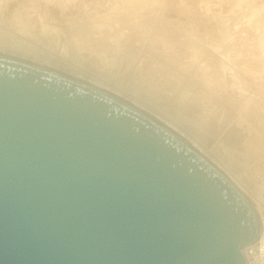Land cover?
<instances>
[{
  "label": "water",
  "instance_id": "95a60500",
  "mask_svg": "<svg viewBox=\"0 0 264 264\" xmlns=\"http://www.w3.org/2000/svg\"><path fill=\"white\" fill-rule=\"evenodd\" d=\"M252 201L125 99L0 53V264H248Z\"/></svg>",
  "mask_w": 264,
  "mask_h": 264
},
{
  "label": "bare ground",
  "instance_id": "6f19581e",
  "mask_svg": "<svg viewBox=\"0 0 264 264\" xmlns=\"http://www.w3.org/2000/svg\"><path fill=\"white\" fill-rule=\"evenodd\" d=\"M0 22L14 33L0 29V41L8 46L62 44L69 60L103 75L119 65L113 77L121 82L134 75L132 83L122 82L170 118L184 120L195 132L202 129L201 121L220 125L219 144L235 161L264 159V0H0ZM86 82L150 114L220 168L163 116ZM222 171L257 208L264 234V199L259 195L264 182L259 190L251 185L253 197Z\"/></svg>",
  "mask_w": 264,
  "mask_h": 264
},
{
  "label": "rangeland",
  "instance_id": "374dc122",
  "mask_svg": "<svg viewBox=\"0 0 264 264\" xmlns=\"http://www.w3.org/2000/svg\"><path fill=\"white\" fill-rule=\"evenodd\" d=\"M1 28H3L5 33L14 34L11 32L9 25L4 22H0V29ZM1 42L2 41H0V52L1 53L3 52L4 54L12 55L16 58L34 62L39 65L43 64L42 66H47L59 72L65 73L67 75L76 77L78 79L80 78L81 80H85V81L87 80L89 82L91 81L94 84L101 85L104 88H108V90H111L113 92H116L117 94H121L122 96L133 100L139 106L141 105L144 108L146 107L145 109L148 108L154 114L156 113L159 116H163V118H165L168 122L172 123L176 129H178L180 132L186 135L187 138L195 142L206 154H208L210 158H212L215 161V163L218 164V166H220V168H222L226 173H228L236 182L242 185V187L253 197H254V194H253L254 192L252 191L254 188H251V185L252 187L255 186V188L259 190L261 184H263L264 181L262 180H264V159H262L258 163H251V164H244L242 163V161H239V160L235 161L234 158L232 159V157L229 154L223 151L222 146H220L219 144L222 138L221 135L223 131L222 130L223 128L220 125H215V124L213 125V123L211 122L201 121L199 120V118L195 117L196 118L195 119L193 117V120L201 121L202 124L199 121L197 122L200 123V126H203L205 128L204 129L202 127V129H204L202 130L200 127L199 130L197 129L198 132L197 131L195 132V130L192 131V129L187 125L188 123H185L184 120H182L181 122L177 119H172L174 117L170 118L171 116L168 115V113L166 114V112L164 111V113L168 115L166 116L163 113V111H160V108H158L159 106L157 107L156 103L155 104L150 103L148 100L141 97V95H139L138 93L131 91L129 86H128L129 89L127 88L126 82L132 83V81L130 80H133V78H135L134 75L129 74L130 76L128 75L123 76L122 81H126V82L121 81L122 83L120 81L118 82L113 77L112 73L114 74L115 71H118L120 69L119 65L112 66L111 68L108 69L109 71L110 69L112 70L108 74L103 75V74H100L98 70L94 69L93 66H91L92 67L91 68L90 65L88 64H85V63L80 64V62L78 61L74 62L73 59H70V60H73V62L71 61L73 64L70 62H67L69 58H72V57L68 55V52H66L68 50L66 49H64L66 51L63 54H65V56H68V57L63 56L61 52L62 50L61 47H64V46H61L62 44L61 45L59 44V46L61 47L59 46L57 47V46H50L49 44H47L46 46V44L39 43L36 45L34 44L35 46H37V48L35 49H33L34 45L32 46V49H22L19 47H17L18 48L17 49L14 45H12L14 46L13 48L11 45L8 46L9 45L8 43L5 44L2 42V44H4L2 45ZM5 45L7 47H5ZM43 45L45 47H43ZM22 50H24V52ZM58 55H59V58L62 56L64 57L62 58L65 60L60 58L64 62H62L59 58H56L58 57ZM58 60H60L62 63L60 61L58 62ZM129 73L134 74L133 72H129ZM203 122L204 123L206 122V123L204 124ZM203 124L205 126L207 125L206 126L207 129ZM258 184L259 186H257ZM259 195H261L260 197L264 199V196H263L264 192L261 191V188H260ZM262 202L264 203V200H262Z\"/></svg>",
  "mask_w": 264,
  "mask_h": 264
},
{
  "label": "built area",
  "instance_id": "2783aa9c",
  "mask_svg": "<svg viewBox=\"0 0 264 264\" xmlns=\"http://www.w3.org/2000/svg\"><path fill=\"white\" fill-rule=\"evenodd\" d=\"M248 264H264V234L244 249Z\"/></svg>",
  "mask_w": 264,
  "mask_h": 264
}]
</instances>
